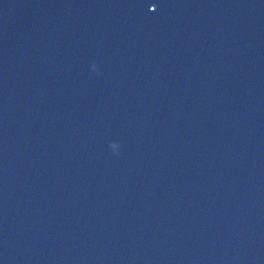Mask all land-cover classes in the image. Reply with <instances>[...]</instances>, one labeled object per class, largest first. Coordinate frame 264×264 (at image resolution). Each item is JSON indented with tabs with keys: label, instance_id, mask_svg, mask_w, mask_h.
Listing matches in <instances>:
<instances>
[{
	"label": "water",
	"instance_id": "1",
	"mask_svg": "<svg viewBox=\"0 0 264 264\" xmlns=\"http://www.w3.org/2000/svg\"><path fill=\"white\" fill-rule=\"evenodd\" d=\"M0 264H264V0H0Z\"/></svg>",
	"mask_w": 264,
	"mask_h": 264
}]
</instances>
